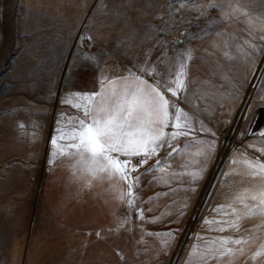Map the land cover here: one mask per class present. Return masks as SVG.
<instances>
[{"label":"rangeland","instance_id":"1","mask_svg":"<svg viewBox=\"0 0 264 264\" xmlns=\"http://www.w3.org/2000/svg\"><path fill=\"white\" fill-rule=\"evenodd\" d=\"M243 1L228 0L223 7L211 8L214 25L201 27L203 33L192 35L200 29L197 17L187 19L180 28L173 26L170 18L178 17L182 10L172 11L170 0L156 5L155 0H0V264H25L35 244L54 229L43 201V181L54 151L50 141L58 134V121L67 127L68 117L77 115L62 99L70 93L93 92L101 76L127 72L143 63L146 55L155 63L163 54V70L168 58L188 49L192 55L189 83L177 103L210 131H200V123L195 122L192 136L175 142L179 150L164 165L134 174L141 177L133 189L135 203L126 206L114 221L111 236L126 264H171L173 260L174 264H201L198 255L188 256L193 244H205L196 239L197 234L249 241L231 245L242 247V253L208 260L207 264H264V255L252 259L264 244V217H243L241 205L235 202L242 215L238 231L221 233L210 230L215 225L203 224L206 217L217 215L212 211L217 205L230 203L245 189L261 183L240 163H231L253 157L264 160V154L249 147L264 148V139L257 135L264 130V103L260 102L264 96V52L248 58L245 53L251 54V48L244 43L260 44L255 37L264 35V15L254 11L233 15L237 3L244 10ZM198 3L199 7L206 5L205 0L190 3L191 16L197 15ZM219 8L229 17L221 18ZM82 37H90L88 45L81 44ZM85 56L96 59L85 60ZM197 141L215 142L206 164L196 155L200 148ZM223 145L211 187L191 219L194 200ZM168 151L165 146L153 158L161 161ZM198 167L204 171L195 184L190 175L179 176ZM167 171L178 175L169 177ZM190 187H195V192L185 190ZM140 209L144 220L137 218ZM168 232H173L175 239L166 248L161 241L167 237L147 235Z\"/></svg>","mask_w":264,"mask_h":264},{"label":"snow or ice","instance_id":"2","mask_svg":"<svg viewBox=\"0 0 264 264\" xmlns=\"http://www.w3.org/2000/svg\"><path fill=\"white\" fill-rule=\"evenodd\" d=\"M170 3H179L180 8L174 10L179 11L187 4L194 3V0H170ZM217 7L219 5L215 3L207 4L205 11L200 12V16L206 15L207 9ZM195 10L199 11V9ZM220 11L221 18L229 17V13L222 8ZM236 12L247 15L246 10L241 9L238 3L232 9L233 15ZM82 39H90V37H82ZM255 39L259 40L260 44L244 41L251 48V54L245 53L248 58L252 54L264 52V35L256 36ZM238 51L243 52V49L238 48ZM84 59L95 61L96 58L85 56ZM191 59V50H185L168 58L166 66L160 70V66L165 64L163 54L155 63H152L146 55L143 63L133 65L123 77L108 79L101 76L97 91L68 94L62 99V103L74 108L77 115L68 117L67 127L58 121V134L50 141L54 151L50 154L49 163H54L57 157L71 156L75 158L73 167H78L82 173L92 178L99 175H106L109 179L118 177L128 187V192L122 193L120 199L124 200L127 195L129 198L126 203L131 208L136 200L133 189L139 185L141 179L133 173L138 172L165 146L170 149L165 161L175 155L179 150L178 144L174 146L175 142L181 137H191L195 131V122L200 123V131H210L205 128L202 121L197 120L195 115H190L177 103L187 91L188 62ZM260 102L264 103V96L260 98ZM64 115V113L61 114L62 117ZM20 127L23 125L21 124ZM32 135L35 136V133ZM212 135L214 136L215 133ZM257 135L264 139V130ZM197 143L200 148L196 155L202 157L206 164L215 142L197 141ZM249 147L264 154V148H257L256 145H249ZM242 156L246 157V153H242ZM133 160L137 163H133ZM231 163H240L249 175L259 177L261 183L251 189H245L242 194L233 197L232 202L217 205L212 210L217 215L204 219V225L216 226L210 230L221 233L228 229L239 230L242 215L241 209L234 206L235 202L241 205L243 217L253 215L264 217V160L253 157L240 161L233 160ZM160 164L161 161L156 160L152 167ZM149 170L151 168L145 169V171ZM203 171V167H198L196 171L180 173L179 176L188 174L191 182L195 184L202 177ZM177 175L172 173L174 177ZM90 182L87 181L89 184ZM185 190L195 192L196 189L190 187ZM186 207V204L182 206L180 215H183V209ZM229 217H235V219H229ZM137 218L144 220L143 209L138 210ZM120 227H123V223ZM97 235L99 236V233ZM147 235L167 237L168 239L161 241L162 248H166L168 243L175 239L173 232L147 233ZM196 239L205 241V244L203 247L193 244L188 256L191 258L194 254L198 255L201 264H207V261L212 259L232 257L237 251L242 253V247L233 248L231 245L240 246L249 242L243 237L209 238L199 234ZM262 255H264V244L252 255V259L255 260ZM186 264L190 262L186 261Z\"/></svg>","mask_w":264,"mask_h":264},{"label":"crops","instance_id":"3","mask_svg":"<svg viewBox=\"0 0 264 264\" xmlns=\"http://www.w3.org/2000/svg\"><path fill=\"white\" fill-rule=\"evenodd\" d=\"M156 160L160 159L152 157L139 171L152 168ZM74 163V157H57L46 171L43 201L54 229L35 244L25 264H126L110 228L127 206L129 197L120 199L128 192L127 184L118 177L92 178L74 168ZM167 174L170 177L172 172Z\"/></svg>","mask_w":264,"mask_h":264},{"label":"bare ground","instance_id":"4","mask_svg":"<svg viewBox=\"0 0 264 264\" xmlns=\"http://www.w3.org/2000/svg\"><path fill=\"white\" fill-rule=\"evenodd\" d=\"M228 0H224V2H227ZM232 1V0H231ZM162 2V0H155V5L156 3H160ZM197 0H194V4H196ZM206 2V5L209 4V3H216L217 5H219V7H223L224 5L222 3L224 2H221L220 4L217 3L216 0H205ZM170 3V2H169ZM242 3H245V6H244V10H246V12H256V13H261V15H264V0H244ZM171 4V10H175L176 8H180V5L179 3H170ZM176 4V5H174ZM226 4V3H225ZM154 5V6H155ZM205 4L203 5V3L200 5L199 7V3L197 5V8L196 9H199V11H196L197 12V15L194 17L193 15L191 16L189 13H190V6L189 4H187V6L182 10V13L178 12L179 16H174L175 18L173 19L172 17L170 18L171 21H173V26L175 27H178L180 28L181 25H184L185 24V21L188 19V20H193V19H196L197 17V20H198V24H200V29L199 31L197 30H194L192 32V35L196 34V32H199L200 34L203 33L204 31H201V27H204V28H210L212 25H214V20H211L212 18V9H207L206 11V15L204 16H200V12L201 11H205ZM156 7V6H155ZM170 7V6H169ZM226 7V6H225ZM228 8V7H227ZM220 10V8H219ZM228 11V9H226ZM147 11V10H146ZM153 11V10H152ZM170 11V10H169ZM194 11V10H193ZM216 12V10H215ZM152 13V12H151ZM170 13V12H169ZM173 13V12H172ZM172 15V14H171ZM173 16V15H172ZM164 19V18H163ZM247 19V18H246ZM245 19V20H246ZM237 20V19H235ZM239 20V19H238ZM196 21V20H195ZM209 21V22H208ZM208 22V23H207ZM217 24V23H216ZM187 25V23H186ZM196 25V24H195ZM228 25V24H227ZM191 26V25H190ZM220 26V25H219ZM217 27V25H216ZM213 28V27H212ZM264 28V27H263ZM175 29V28H174ZM177 29V28H176ZM185 30H189V28H185ZM215 30V29H214ZM180 31V30H179ZM178 31V32H179ZM206 31V30H205ZM223 31V30H222ZM234 31V30H233ZM209 32V30H208ZM221 32V31H220ZM211 33V32H210ZM236 33V32H235ZM177 34V33H176ZM205 34V33H204ZM227 34V32H226ZM230 34V33H229ZM179 36L177 37V42H179V40L181 39V35L178 34ZM233 35V34H232ZM236 35V34H235ZM202 36V35H200ZM213 36V35H212ZM228 36V35H227ZM230 36V35H229ZM234 36V35H233ZM198 38V37H197ZM200 38V37H199ZM211 38V37H210ZM230 38V37H229ZM234 38V37H233ZM231 39V38H230ZM229 39V40H230ZM235 39V38H234ZM196 40V39H195ZM224 40V39H223ZM227 41V40H226ZM224 42V41H223ZM221 42V43H223ZM228 42V41H227ZM224 44V43H223ZM231 44V43H230ZM221 45V44H220ZM202 46V45H201ZM230 46V45H229ZM196 47V46H195ZM209 48V47H208ZM224 48V47H223ZM210 49V48H209ZM211 50V49H210ZM208 51V50H207ZM213 53H214V50H212ZM216 52V51H215ZM216 54V53H215ZM229 80V79H228ZM225 145H223L221 151L219 152L220 154L217 156V158L214 160L208 174L206 175L202 185H201V188L199 190V193L197 194V197L195 198L194 200V203H193V206L191 208V212H190V218L193 219L195 217V215L197 214L203 200L205 199V197L207 196V193L211 187V184L213 182V179L217 173V170H218V167H219V164L221 162V154L223 153V151L225 150ZM174 258V257H173ZM174 260L171 262V264H174Z\"/></svg>","mask_w":264,"mask_h":264},{"label":"built area","instance_id":"5","mask_svg":"<svg viewBox=\"0 0 264 264\" xmlns=\"http://www.w3.org/2000/svg\"><path fill=\"white\" fill-rule=\"evenodd\" d=\"M81 44L84 46L88 45V40L87 39H81ZM133 163H137V161L133 160Z\"/></svg>","mask_w":264,"mask_h":264}]
</instances>
